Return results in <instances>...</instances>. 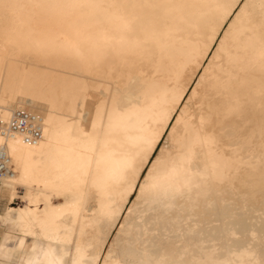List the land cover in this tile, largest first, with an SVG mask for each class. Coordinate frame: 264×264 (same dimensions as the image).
<instances>
[{
	"label": "bare ground",
	"instance_id": "6f19581e",
	"mask_svg": "<svg viewBox=\"0 0 264 264\" xmlns=\"http://www.w3.org/2000/svg\"><path fill=\"white\" fill-rule=\"evenodd\" d=\"M8 2L48 5L68 0ZM90 2L183 3L197 7L154 24L148 12L139 13V18L129 16L127 26L100 13L67 22L49 9L35 8L25 17L24 30L31 27L36 35L50 36V42L39 48L17 50L7 59L0 45V117L6 121L13 110L27 109L38 113L42 120L41 136L34 142L25 141L20 134H0L3 141L0 147H4L12 168L11 176L0 179V188L11 185L17 193L8 202L9 209L26 210L42 223L49 222L46 211L57 210L51 222L53 226L41 230L38 223L36 235L21 236L25 248L30 250L34 242L51 246L68 264L73 260L78 264H124L125 261L239 264L241 260L264 259V139L261 138L264 85L254 51L245 48L247 37L229 34L241 7L255 5L248 11L258 17L261 0ZM225 3L238 6L219 20L206 54L193 67L194 52L203 46L209 26L219 18L215 5ZM2 27L0 20V31ZM152 32L159 35L153 39ZM121 36L130 45L147 40L151 60L141 62L139 57L127 55L114 43ZM222 41L231 49L233 62L217 61L210 67L209 62ZM98 61L118 70L114 75L96 74L91 69ZM84 85L89 89L90 99L73 112L72 98ZM178 85L183 91L147 159L155 160L161 150L166 155L174 154L175 145L169 138L174 128L180 138L191 137L199 128L202 136L215 137L216 142L196 146L193 161L186 166L188 171L171 182L168 192L159 198L148 192L141 195L140 185L151 168L146 163L131 188L123 182H109L103 192L89 198L77 215L70 206H65L71 205V199L66 201L63 195L50 192L46 208L42 183L33 192L31 201L23 198L28 188L17 181L22 177L39 180L45 170L55 167L61 153L76 147L45 139L44 121L49 119L53 107L58 117L67 118L70 125L74 119L80 127L86 124L91 129L96 104L118 91L127 114L124 123L113 130L110 148L117 154V160L131 159L136 157L142 139L158 128L151 109L171 105ZM186 104L188 111L182 115ZM237 109L239 115L233 114L232 110ZM12 137H19L22 143L17 145ZM25 167L30 175L25 173ZM175 188L179 191L171 190ZM132 193L134 197L129 200ZM5 211L3 205L0 215ZM10 247H19V240Z\"/></svg>",
	"mask_w": 264,
	"mask_h": 264
},
{
	"label": "snow or ice",
	"instance_id": "6c2138e0",
	"mask_svg": "<svg viewBox=\"0 0 264 264\" xmlns=\"http://www.w3.org/2000/svg\"><path fill=\"white\" fill-rule=\"evenodd\" d=\"M234 6L238 5L233 3L215 5L219 18L215 24L209 26L203 46L194 52L192 57L193 67L199 64L200 57L206 54L219 20L227 17ZM195 7L197 5L159 2L100 4L90 2V0H68V2L64 3L35 5L0 0V10H2L0 20H2L3 24L2 31H0V45H2L5 58L7 59L10 54L15 53L17 50L24 51L31 48H39L50 42V36L36 35L31 27H28L27 31L24 30L25 17L30 16L29 10L35 8L49 9L67 22H71L76 17L100 13L106 18L119 20L127 26L129 16L139 18V13L148 12L150 22L154 24L161 19L177 17L184 10ZM254 7L255 5L249 4H244L241 7L240 13L237 14L236 20L233 21V25L229 28V34L247 37L245 48H250L254 51V61L259 65L262 85H264V0H261L259 5L260 14L258 17L248 11L249 8ZM156 13L161 15H156ZM151 35L155 39L159 34L152 32ZM114 43L118 44L120 49L127 55L139 57L141 62L151 60V52L147 47V40L130 45L121 36L115 38ZM224 60L232 63L233 53L230 48L225 47L222 41L217 48V52L213 55V59L209 62L210 67L215 65L217 61L223 62ZM117 70L116 68L105 67L100 61L91 69L96 74L104 75H114ZM182 91L183 87L178 85L173 91L171 105L160 106L159 108L153 107L151 109L153 119L157 122L158 128L142 139L140 149L135 158H125L123 160L116 159L117 154L110 148L109 139L113 130L124 123L127 114V110L122 107L123 99L118 91L96 104V117L91 122V129L86 124L80 127L74 119L70 125L67 118L60 119L58 117L53 107L50 110L49 119L44 121L43 131L45 139L49 142L71 143L76 147L73 150L61 153L55 167L45 170L39 180L28 181L22 177L21 180L17 181L16 183L25 184L28 188L23 198L26 201H31L33 192L42 183L46 190V208L47 199H50L47 193L50 192L58 196L63 195L66 201L71 199V205L65 206H70L73 214L77 215L86 206L89 198L103 192L109 182H123L127 184L128 188H131L140 169L146 163H150L151 168L147 169L148 175L144 178V183L140 185L141 195L143 196L148 192L159 198L162 194L168 192L171 182L180 174L188 171L186 166L191 165L195 156L196 146L201 143L214 144L216 142L215 137L202 136V130L199 128L194 131L191 137L185 136L183 138L177 136V131L174 128L169 134V138L175 145L174 154L170 152L166 155L165 151L161 150L160 155L155 160L147 159L152 152L156 138L160 135V129L165 127ZM261 98V109L264 112V86L261 89ZM89 99V89L87 85H84L81 87L79 94L72 98V102L75 105V108L72 109L73 112L79 110L82 103L87 102ZM5 100H7V84L5 85ZM49 103L54 102L50 101ZM65 103H68L67 98H65ZM188 107L189 105L186 104L182 115L187 113ZM143 110L140 109V111ZM232 111L233 114L239 115L238 109ZM7 116L8 113H5L6 118ZM201 123H203V118ZM261 138L264 139V121L261 122ZM12 140L17 145L22 143L19 137H12ZM25 173L30 175L28 167H25ZM171 190L178 192L179 188ZM126 192L127 188L125 189ZM16 195L17 193L11 185H4L0 188V201L4 202V207L7 209L3 215H0V254L4 257V259L0 260V264H68V261L64 260L62 256H58L57 250L51 246L45 247L43 244L34 242L30 250L25 248L24 240L21 239V236L36 235L35 229L38 223H40L41 230L53 226L51 222L55 220L57 210L53 209L51 213L46 211L45 216L49 217V222L42 223L26 210L14 212L8 208V202L14 199ZM112 215H115V213L113 212ZM16 240H19V247H10V242L14 244ZM13 254L20 257V259H15ZM72 264H78V262L73 260ZM124 264H143V262L125 261ZM171 264H215V262L173 261ZM239 264H264V259L258 262L241 260Z\"/></svg>",
	"mask_w": 264,
	"mask_h": 264
},
{
	"label": "built area",
	"instance_id": "2783aa9c",
	"mask_svg": "<svg viewBox=\"0 0 264 264\" xmlns=\"http://www.w3.org/2000/svg\"><path fill=\"white\" fill-rule=\"evenodd\" d=\"M41 116L27 109H15L10 117L4 121L0 117V134H20L27 142H34L41 136ZM12 175V168L9 157L4 147H0V179Z\"/></svg>",
	"mask_w": 264,
	"mask_h": 264
},
{
	"label": "rangeland",
	"instance_id": "374dc122",
	"mask_svg": "<svg viewBox=\"0 0 264 264\" xmlns=\"http://www.w3.org/2000/svg\"><path fill=\"white\" fill-rule=\"evenodd\" d=\"M160 142H162V141H160ZM158 144H160V143H158ZM156 149H157V148H156ZM156 149H155L154 152L152 153V157L155 155ZM141 174H142V173H141ZM141 174H140V176H141ZM133 197H134V195H133V193H132V194L130 195V197H129V200H132ZM3 205H4V202L0 201V211H2V209H3ZM109 239H110V237H109Z\"/></svg>",
	"mask_w": 264,
	"mask_h": 264
},
{
	"label": "crops",
	"instance_id": "0c3cea01",
	"mask_svg": "<svg viewBox=\"0 0 264 264\" xmlns=\"http://www.w3.org/2000/svg\"><path fill=\"white\" fill-rule=\"evenodd\" d=\"M0 213H1V211H0ZM13 244L10 242V245L9 246H12Z\"/></svg>",
	"mask_w": 264,
	"mask_h": 264
}]
</instances>
